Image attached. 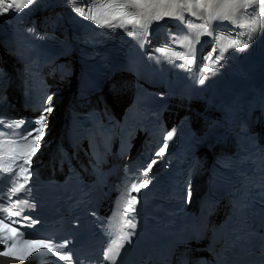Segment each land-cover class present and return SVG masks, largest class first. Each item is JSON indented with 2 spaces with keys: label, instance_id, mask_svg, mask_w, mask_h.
I'll list each match as a JSON object with an SVG mask.
<instances>
[{
  "label": "snow or ice",
  "instance_id": "6c2138e0",
  "mask_svg": "<svg viewBox=\"0 0 264 264\" xmlns=\"http://www.w3.org/2000/svg\"><path fill=\"white\" fill-rule=\"evenodd\" d=\"M34 3L35 0H0V15L10 11L21 13ZM69 3L75 13L87 21H92L95 25L108 29L120 28L129 36L140 37L141 47L145 42L150 43L148 28L154 21H161L168 17L181 22L186 26L185 30L189 36L179 39L168 34V38L171 42L184 46L187 49L186 52H176L170 48H158L156 51L168 60L177 58L184 60L186 63L179 67L187 68L189 71L195 61L196 51L195 44L189 37L194 35L196 43H200L201 36L211 37L213 35V30L210 27L212 21L229 20L243 31L235 33V39L223 37L217 33L212 40L216 46L212 53L201 61V70L208 73H213L221 65V61L230 49L243 51L248 47L253 35L264 29V0H127L126 3H118L115 0L109 3H102L101 0H87L90 5L87 8L76 6L77 0H69ZM249 9H251L250 12ZM185 13L202 22L189 23L184 19ZM213 55H215V59H213ZM204 82L205 78L198 80L200 84ZM53 111L52 97L48 96L45 97L39 109L40 115L34 120L25 122L23 119L16 121L0 117V129L8 131L9 135L13 137L6 143L19 148V151L12 157L13 164H0V173H10L8 179L15 182L6 186L3 193L5 199H10L11 196L24 190L31 180L32 159L41 149L40 142L46 135L48 114ZM26 123L30 127H25ZM5 126L7 127L5 128ZM16 129H20V131H15ZM173 134L169 133L166 139L171 140ZM2 137L3 132L0 131V138ZM167 148L168 144L165 141L155 155L163 156ZM155 163V159L146 163L144 170L137 177L138 183H131L128 186L127 198L120 211L117 231L109 242L111 247L105 253V259L111 260L113 264H115L120 249L124 247L125 243L131 242L133 232L127 231V229L134 230L136 228V224L133 222L134 217L130 218V214L135 212L134 205L139 203V200L132 193L138 194L141 189L147 187L149 180L145 178L148 177ZM21 180L23 182H20ZM16 206L18 207V202ZM0 214L3 215V219H0V246H2L0 256L25 261L33 252L46 249L61 260L70 262L71 258L63 255L52 243L24 238V232L19 229L30 227L36 221L28 222V218L22 216V210L12 211L9 208H0ZM17 216L22 217L19 224L16 220L11 219ZM6 220L7 223H5Z\"/></svg>",
  "mask_w": 264,
  "mask_h": 264
},
{
  "label": "bare ground",
  "instance_id": "6f19581e",
  "mask_svg": "<svg viewBox=\"0 0 264 264\" xmlns=\"http://www.w3.org/2000/svg\"><path fill=\"white\" fill-rule=\"evenodd\" d=\"M9 91H12V95H11V99H12V100H13V96H14V94H15V98H17V100H20V94H19V91H18L17 88H15L14 85H13L12 87L9 88ZM110 92H112V90L109 89V88H107V89L105 90L104 98H106V101H107L108 105L113 109L114 113L117 114V113H116V109H117V108H116L115 104L111 103L112 96H111ZM125 97H126V94L123 93L121 98H125ZM115 101H116V103H118L120 106H121V105L123 104V102H124L122 99H117V100H115ZM112 104H113V105H112ZM16 105H17V109L21 111L19 101H16ZM115 108H116V109H115ZM84 143H85V142H84ZM115 145H116V144H114V148H115ZM5 260L10 261V260L7 259V258H5L4 261H5ZM20 264H22V263H20ZM25 264H33V263H32V262H29V263H25Z\"/></svg>",
  "mask_w": 264,
  "mask_h": 264
},
{
  "label": "rangeland",
  "instance_id": "374dc122",
  "mask_svg": "<svg viewBox=\"0 0 264 264\" xmlns=\"http://www.w3.org/2000/svg\"><path fill=\"white\" fill-rule=\"evenodd\" d=\"M122 107H123V105L121 107H119V109L117 111L121 112V110L123 109ZM202 253H204V252H202Z\"/></svg>",
  "mask_w": 264,
  "mask_h": 264
}]
</instances>
